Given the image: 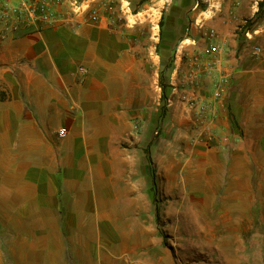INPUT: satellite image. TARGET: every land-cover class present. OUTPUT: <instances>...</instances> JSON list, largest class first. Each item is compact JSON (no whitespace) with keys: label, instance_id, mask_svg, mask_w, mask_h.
Wrapping results in <instances>:
<instances>
[{"label":"crops","instance_id":"obj_1","mask_svg":"<svg viewBox=\"0 0 264 264\" xmlns=\"http://www.w3.org/2000/svg\"><path fill=\"white\" fill-rule=\"evenodd\" d=\"M92 1L95 22L69 11L63 24L0 42V264H124L101 237L117 216L115 204L130 196L120 184L122 166L151 164L145 149L125 144L152 135L163 116L164 42L188 43L166 69L170 106L180 103L176 76L186 86L196 70L191 50L220 44L217 69L232 70L234 79L219 123L229 129L233 117L241 139L231 152L193 151L205 166H237L240 202L259 198L253 188L264 181V51L241 50L238 30L262 0H219L182 39L174 12L186 15L185 0ZM164 8L169 22L161 28ZM262 31L264 20L247 36L256 40ZM200 75L196 93L204 100L216 77ZM136 122L147 124L142 134ZM61 128L66 137L58 136Z\"/></svg>","mask_w":264,"mask_h":264},{"label":"rangeland","instance_id":"obj_2","mask_svg":"<svg viewBox=\"0 0 264 264\" xmlns=\"http://www.w3.org/2000/svg\"><path fill=\"white\" fill-rule=\"evenodd\" d=\"M159 1L168 4L170 0ZM185 1L186 15L181 10L174 12L179 16L174 23L182 24L181 39L205 16H199L201 10L219 6V0ZM179 2L183 4L184 0ZM166 13L164 8L162 28L169 22ZM238 32L242 33L241 50L264 51V31L256 40L250 39L244 29ZM187 44H162L169 56L163 72L165 111L161 121L151 127L152 135L147 133L143 141L125 144L131 149H145L151 164L131 166L130 170L122 166L120 184L123 182V193L130 196L115 204L117 216L112 224L108 221L106 234L101 237L106 239L101 242L121 252L124 264H264V181H255L257 201L240 202L242 180L237 166H205V159L193 151L197 147L192 143L193 113L187 112L180 100L169 105L166 69L172 66V56L174 60L178 49ZM146 127L141 122L133 124L137 135ZM232 128L228 131L238 143L241 138L234 131L238 128ZM152 171L156 174V190Z\"/></svg>","mask_w":264,"mask_h":264},{"label":"built area","instance_id":"obj_3","mask_svg":"<svg viewBox=\"0 0 264 264\" xmlns=\"http://www.w3.org/2000/svg\"><path fill=\"white\" fill-rule=\"evenodd\" d=\"M69 11L88 13L94 22L99 19L98 10L93 9L92 0H0V42L16 38L28 31L40 32L46 27L63 24ZM221 52L219 43L210 42L195 56L197 67L186 86H182L176 76L172 89L174 96L193 113L192 143L229 152L236 149L237 142L232 139L228 129L219 123V119L221 113L227 110V95L234 72L218 71ZM256 52H261V49L258 48ZM216 71L220 76L216 77ZM201 73L216 77L211 96L204 100H200L196 93L200 87ZM67 134L66 128L58 131L61 138Z\"/></svg>","mask_w":264,"mask_h":264},{"label":"trees","instance_id":"obj_4","mask_svg":"<svg viewBox=\"0 0 264 264\" xmlns=\"http://www.w3.org/2000/svg\"><path fill=\"white\" fill-rule=\"evenodd\" d=\"M263 20H264V0L259 2V10L257 11L256 15L254 17L248 19L246 21L247 24L245 26H243L242 29H244V32H247V30L248 31L254 30L257 26H260L262 24ZM162 26H163V23L161 21L160 27L162 28ZM240 36H242V33H240ZM240 48H241V46H240ZM161 86L163 88V99L165 102L167 100V97L164 96L165 90H164V84H163V74L161 76ZM167 88H169V86ZM164 111H165V109L163 106L162 107V113ZM232 125H233L234 129L238 128L235 121H232ZM150 161H151V158H150ZM151 173H152L153 182H154V189L156 190V185H157L156 174L154 171H152Z\"/></svg>","mask_w":264,"mask_h":264}]
</instances>
